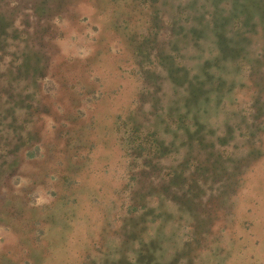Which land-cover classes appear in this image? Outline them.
I'll return each instance as SVG.
<instances>
[{
    "label": "rangeland",
    "instance_id": "obj_1",
    "mask_svg": "<svg viewBox=\"0 0 264 264\" xmlns=\"http://www.w3.org/2000/svg\"><path fill=\"white\" fill-rule=\"evenodd\" d=\"M0 264H264V0H0Z\"/></svg>",
    "mask_w": 264,
    "mask_h": 264
},
{
    "label": "trees",
    "instance_id": "obj_2",
    "mask_svg": "<svg viewBox=\"0 0 264 264\" xmlns=\"http://www.w3.org/2000/svg\"><path fill=\"white\" fill-rule=\"evenodd\" d=\"M138 250H139V252L135 251V253H140V255L145 252L144 251L145 249L143 247H140Z\"/></svg>",
    "mask_w": 264,
    "mask_h": 264
}]
</instances>
